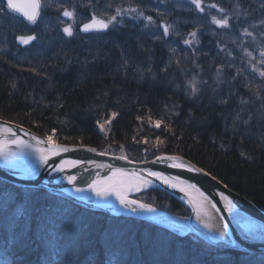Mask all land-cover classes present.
<instances>
[{
  "label": "trees",
  "instance_id": "trees-1",
  "mask_svg": "<svg viewBox=\"0 0 264 264\" xmlns=\"http://www.w3.org/2000/svg\"><path fill=\"white\" fill-rule=\"evenodd\" d=\"M201 4L203 12L191 0H41L32 25L0 0V119L97 151L123 144L138 162L182 156L264 211V78L255 70L264 65L252 69L248 55L264 50V0ZM92 18L107 29L82 34ZM29 34L38 39L19 45L16 37ZM154 120L171 130L158 137L168 141L159 152L140 145L157 137ZM144 195L159 210L189 214L162 191ZM101 256L104 264H264V254L214 248L0 180V264H90Z\"/></svg>",
  "mask_w": 264,
  "mask_h": 264
},
{
  "label": "water",
  "instance_id": "water-1",
  "mask_svg": "<svg viewBox=\"0 0 264 264\" xmlns=\"http://www.w3.org/2000/svg\"><path fill=\"white\" fill-rule=\"evenodd\" d=\"M4 2L12 12L26 22L28 21L25 17H32L36 11L37 0H4ZM93 19L97 21L95 24H91ZM93 19L86 23H90L92 29H99V31L84 32L83 25H81L79 31L82 34L102 32L107 29L104 28V25L107 24L104 20ZM0 129L2 130L0 132V149L8 151V154L0 155V180L20 188L44 190L85 209L103 212L112 217H128L149 222L167 231L176 232L179 236L192 234L215 247L264 254V241L256 240L249 236L247 231L236 225L238 220L244 223L252 221L264 228V212L248 199L232 191L221 181L182 157L166 154L156 157L169 156L173 160H183L184 163L180 169H173L152 163L156 158L147 161V163L132 162L126 158L121 160L120 156L100 155L96 151H87L86 149H93L89 146L49 142L46 138L23 126L3 120H0ZM13 140H22L23 143L14 145L12 144ZM65 148L69 151L65 152ZM73 149L76 150L73 151ZM41 156L49 158L48 165L42 162ZM72 160H94L98 163H111L115 167L124 168L123 174L113 177V182L117 186L120 183L128 182L139 187L163 190L187 206L190 214L187 217L177 216L156 208L151 213L138 211L133 214L120 204L115 195L100 199L91 190L77 192L75 189L78 187L87 189V185L93 179H107L112 174L107 169L97 168L95 164L73 165ZM51 164L61 165L63 171L51 170ZM85 167L89 171L85 172ZM149 168L166 173L164 180H170V182L179 185L178 189L181 191L165 183L163 179L158 180L151 177L146 171ZM183 169H190V171ZM69 175L77 177L72 184L68 183ZM119 189L121 191V187ZM121 195L125 197L126 201H134L122 193ZM189 195H194V197ZM199 197L201 198L197 199ZM203 200L209 203L211 210L218 215V219L220 218L224 224L228 225L222 240L209 238L193 220L194 204ZM226 206L228 210H226ZM128 207H131L130 203ZM232 224L236 229L232 227Z\"/></svg>",
  "mask_w": 264,
  "mask_h": 264
},
{
  "label": "snow or ice",
  "instance_id": "snow-or-ice-1",
  "mask_svg": "<svg viewBox=\"0 0 264 264\" xmlns=\"http://www.w3.org/2000/svg\"><path fill=\"white\" fill-rule=\"evenodd\" d=\"M179 2V0H178ZM191 5H193L195 7L196 10L203 12L204 8L202 7L201 4V0H191ZM41 0H37V4H36V11L33 14L32 17H25L26 20L32 24L35 25L37 23V17L40 16L41 14ZM129 11L131 12H136V9H130ZM125 12H121L120 15L123 16L125 15ZM63 17H72L73 13L68 11V10H64L62 13ZM139 15H143L142 13H139ZM146 20L151 21V17H145ZM112 21L115 23L116 18L113 17ZM97 21L95 19H93L91 21V24H95ZM212 22L216 25L219 26H227V19H217L215 16L212 17ZM91 24L90 23H84L83 24V28L82 30L84 32H88L90 30H95V31H99V29H92L91 28ZM108 27L107 24L104 25V28L106 29ZM171 27V25H169L168 27L164 28V35L167 36L169 34V28ZM63 33H65L68 37H72L73 36V31L70 29V27L65 26L63 28ZM193 36V38H195V33L191 34ZM249 35H251L249 33ZM38 37L34 36V35H20L18 37H16V40L18 41L19 45H23V46H28L30 45V43L34 42L35 40H37ZM197 43H199V41H196ZM185 44H189L190 41L185 40L184 41ZM173 51H175V49H173ZM248 55H251V53H248ZM260 56L262 57V59L258 62L262 65H264V50H262L260 52ZM253 68L255 69V65H253ZM256 71L259 72V76L264 78V70H260V69H255ZM13 87H15V85H13ZM193 91H196V88L193 87ZM113 115H115V113H113ZM161 125V122L159 120H157L155 122V126L157 128H159ZM23 141L22 140H13L12 144L14 145H20L22 144ZM159 144L160 142L157 143L156 147L157 150L159 148ZM76 149H73V151H75ZM87 151H92L95 152V149H86ZM65 152L69 151V149L65 148L64 149ZM8 154V151H4L3 149H0V155H6ZM100 155H104L103 153H100ZM121 160H123L124 158H119ZM41 160L45 165L49 164V158L41 156ZM73 165H83V164H87V165H92L95 164L97 168L99 169H107L108 172H110L112 175L108 176L107 179H101V178H97V179H93L88 185H87V189L85 188H76L75 190L77 192H81V191H86V190H91L96 197L100 198V199H104L105 197L111 196V195H115L116 198L119 200L120 204L124 207H126L129 211H131L133 214L137 213L138 211H143V212H154L155 209L152 207H149L147 204L145 203H140L139 205H137L136 201H126L125 197L123 195H121L120 189L117 186V184L115 182H113V177H115L117 174H123L125 169L121 168V167H115L114 165H112L111 163H98L94 160H89V161H79V160H72L71 161ZM147 163V161L145 162ZM152 163H156L159 165H162L163 167H171L173 169H180L181 165L184 163L183 160L178 159V160H173L171 159L169 156H162L159 158H156L154 161H152ZM51 170L53 171H63V168L61 167V165H57V164H51ZM85 172L89 171V169L87 167H85ZM183 170H188L190 171V169H183ZM146 171L148 172V174L151 177H155L158 180H162L164 179L166 173H163L160 170H153L151 168L146 169ZM199 174V173H197ZM77 179V177L75 175H69L67 177L68 183L72 184L73 181H75ZM166 183V181H165ZM131 204V207H128V204ZM56 218L55 216L51 217V223H56ZM225 229L228 227L227 224L224 225ZM241 227H243L244 229H246L247 233L249 236H253L256 234L259 226L254 224L252 221H247L245 222L243 225H241ZM27 231H31V226H28ZM262 238H264V232L261 233ZM221 238L223 239V235L221 236ZM90 264H104V259L103 256L93 260L90 262Z\"/></svg>",
  "mask_w": 264,
  "mask_h": 264
},
{
  "label": "rangeland",
  "instance_id": "rangeland-1",
  "mask_svg": "<svg viewBox=\"0 0 264 264\" xmlns=\"http://www.w3.org/2000/svg\"><path fill=\"white\" fill-rule=\"evenodd\" d=\"M8 9V8H7ZM9 10V9H8ZM93 19V18H92ZM101 19V18H100ZM103 20V19H102ZM105 21V20H104ZM106 22V21H105ZM107 23V22H106ZM107 25H108V23H107ZM254 54H252V55H249V63H250V66H251V68L252 69H254L253 68V65H255V66H260V63H258L261 59H262V57L261 56H256V55H254ZM264 70V69H263ZM191 80L193 81V84H192V87H195V85L196 84H194L195 83V77H193V78H191ZM192 89V88H191ZM0 120H2V119H0ZM4 121V120H3ZM155 120L154 121H149V124H151L152 126H150L153 130H154V132L155 133H157V137L156 138H154V136H153V140H151L150 139V137L148 138V139H142L141 141H142V144H140L141 146H146L147 147V144L148 143H154L155 145H157V143L158 142H160V144H159V148H158V152L159 151H161L162 149H164V147H165V145H166V143L168 142V141H165V140H162V139H160V138H158V137H164V138H166L165 136L167 135V134H169V135H171V133H169V132H171V130L170 131H168V129H166V130H162L163 129V127H161L162 126V123H161V125H160V127L159 128H157L156 126H155ZM107 125V122H105V121H102V122H100L99 123V127L101 128V133H103V134H105L106 133V128H105V126ZM149 127V129H151ZM0 132H2V130L0 129ZM40 136V135H39ZM41 137H43V136H41ZM55 137V136H54ZM44 138H46L49 142H54V143H58V144H64V145H72V144H65V143H59V142H56L55 141V139L53 138V137H51V136H49V137H44ZM132 144V143H131ZM82 146H85V145H82ZM90 147V146H89ZM109 147V148H108ZM116 147V146H115ZM114 146H105V148L103 147V149H101V150H96L95 149V151L96 152H98V153H103V154H106V155H110V156H120V157H123V158H126V159H128L129 161H132V162H138V161H135V160H131L132 158H134V159H136L137 157V155H136V150L134 149L133 150V152H132V150L130 151L128 148V150L126 149H124V147H123V144H121V147L119 146V145H117V147L115 148ZM92 148V147H91ZM157 148V147H156ZM94 149V148H93ZM126 152H128V153H130V154H126ZM148 151L147 150H142L141 151V157H142V159L143 160H146V159H149V158H147L148 156H146V154H149V153H147ZM150 154H152L151 152H150ZM145 155V158H143V156ZM161 155H164V154H161ZM161 155H158V156H161ZM166 155H171V154H166ZM139 156V157H140ZM158 156H156V157H158ZM171 156H178V157H182V156H179V155H171ZM130 157V158H129ZM138 157V158H139ZM156 157H154V158H156ZM153 158V159H154ZM183 158V157H182ZM185 159V158H184ZM150 160H152V159H150ZM150 160H148V161H150ZM141 162V161H140ZM143 162H146V161H143ZM128 184V182H126V184H121L120 183V185H118V187L120 188L121 187V193L122 194H124L125 196H128L130 199H132V200H134V201H136V202H139V203H144L143 201H154L153 199H151L149 196H147V195H144V194H146V192H148V191H150V190H158V191H162L163 192V194L165 193V194H167L168 196H171V197H173L171 194H169V193H167V192H165V191H163V190H160V189H153V188H144V187H136V185H132L133 187H134V189L133 190H131L130 192H124V191H122V187L124 186V185H127ZM228 187V186H227ZM229 188V187H228ZM233 191V190H232ZM161 198H162V201H164V203H163V207H166V203H165V197L164 196H161L160 197V200H161ZM174 198V197H173ZM176 199V198H175ZM178 202H180L178 199H176ZM181 203V202H180ZM182 204V203H181ZM148 205V204H147ZM184 205V204H183ZM148 206H151V205H148ZM185 206V205H184ZM151 207H153V206H151ZM188 210H189V208L187 207V206H185ZM153 208H155V207H153ZM157 209V208H156ZM159 210V209H158ZM163 211V210H162ZM263 211V210H262ZM97 212H99V211H97ZM166 212V211H165ZM264 212V211H263ZM169 213V212H168ZM170 214H172V213H170ZM189 214H190V210H189ZM189 214L188 215H177V216H183V217H187V216H189ZM173 215H176V214H173ZM110 216V215H109ZM110 217H112V216H110ZM112 218H116V217H112ZM118 218V217H117ZM126 218H128V217H126ZM132 219V218H131ZM137 220V219H136ZM147 223H149V222H147ZM151 224V223H150ZM153 225V224H152ZM157 227V226H156ZM160 228V227H159ZM162 229V228H161ZM163 230H165V229H163ZM167 231V230H166ZM168 232H170V231H168ZM171 233H174V234H176L177 236H179L176 232H171ZM186 236H192V237H194V238H197V239H200L203 243H205V244H207V245H209V246H211V247H214V248H219V247H215V246H212V245H210L209 243H207V242H205L204 240H202L201 238H199V237H197V236H195V235H192V234H190V235H186ZM186 236H179V237H186ZM220 249H226V248H220ZM244 253H246V252H244ZM251 254H260V253H251Z\"/></svg>",
  "mask_w": 264,
  "mask_h": 264
},
{
  "label": "bare ground",
  "instance_id": "bare-ground-1",
  "mask_svg": "<svg viewBox=\"0 0 264 264\" xmlns=\"http://www.w3.org/2000/svg\"><path fill=\"white\" fill-rule=\"evenodd\" d=\"M164 181H166V183L169 184L170 186L175 187V189L181 191V189H178V187H180L179 185L170 182V180H164ZM125 184H126V182H125ZM132 185L133 184H130V183H128L127 185H124L122 187V191L130 192L131 190L134 189V187ZM136 187H139V186H136ZM189 196L194 197V195H189ZM200 198L201 197H199L197 199H200ZM197 201H199V200H197ZM194 210L195 211L193 214V216H194L193 220L196 223V225H198V227L209 238H212L214 240L215 239L216 240H218V239L222 240L221 236L223 235V238H224V231L226 230L224 227L225 224L220 218H219L220 219L219 220L218 215L213 210H211L209 203L206 200H203L202 202H200L198 204L195 203L194 204ZM226 210H228L227 206H226ZM244 221H246V220H244ZM243 224H244V222H242L241 220H238L236 222V225L238 226V228L246 231V229H243V227H241V225H243ZM256 225H258V223ZM258 226H259V228H258L256 234L251 236V237L255 238L256 240L264 241V238H262V235H261V233L264 232V228L260 224ZM232 227L234 229H236L234 224H232Z\"/></svg>",
  "mask_w": 264,
  "mask_h": 264
}]
</instances>
